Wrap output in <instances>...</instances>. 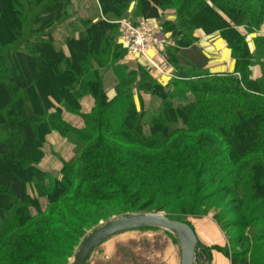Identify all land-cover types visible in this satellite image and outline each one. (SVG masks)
Here are the masks:
<instances>
[{"label": "trees", "instance_id": "trees-1", "mask_svg": "<svg viewBox=\"0 0 264 264\" xmlns=\"http://www.w3.org/2000/svg\"><path fill=\"white\" fill-rule=\"evenodd\" d=\"M76 1L0 0V264L59 258L61 239L79 231L70 222L84 230L109 221L103 210L113 202L137 213L170 207L167 217L193 228L178 214L215 183L238 204L241 216L229 225L264 236V223L256 224L264 222V36L253 39V51L247 40L264 25V0H94L87 15ZM166 9L175 10L163 23L175 44L165 47L174 76L164 85L140 62H124L117 21L158 19ZM196 30L220 34L233 72L204 70L210 58ZM111 66L112 98L104 86ZM149 100L158 103L154 112ZM52 132L75 146L54 175L39 165Z\"/></svg>", "mask_w": 264, "mask_h": 264}, {"label": "rangeland", "instance_id": "rangeland-1", "mask_svg": "<svg viewBox=\"0 0 264 264\" xmlns=\"http://www.w3.org/2000/svg\"><path fill=\"white\" fill-rule=\"evenodd\" d=\"M83 2L75 3L76 7L80 11V15H87L89 12L87 11L88 5H91L94 0H82ZM128 19L135 20L132 14L126 16ZM167 17L174 18L175 10L174 9H166L164 11V15L161 17L163 21L167 19ZM138 18L136 19V21ZM242 32H245L241 29ZM163 33H165L163 31ZM169 35L168 45H174L175 39L172 36L171 32H166ZM218 34V33H217ZM264 36V25L260 29V31L253 33ZM251 35V34H250ZM250 35L247 36V40L250 39ZM251 40V39H250ZM164 56L166 59V53L164 52ZM159 60H155V62L160 67L159 70L155 68L154 65L140 61L142 65H144L147 70L156 75V79L161 81V77L165 76L166 68L160 65L161 58L158 56ZM124 62L132 63L130 60H124ZM167 63V62H166ZM105 75V90L108 93L109 97L115 96L114 86L116 83V74L112 69V66L107 70H104ZM153 76V75H152ZM135 101L138 107L140 104V96L133 91ZM145 97L147 95H144ZM84 98H90L91 95H85ZM149 97V96H147ZM83 98V99H84ZM91 99V98H90ZM93 100V99H91ZM148 99H146L147 101ZM158 106V103L152 102L149 100L148 109L150 112H154ZM65 117L68 120V123L73 127L80 128L82 126V119L75 114H71L65 112ZM69 117V119H68ZM52 132L48 136V144L45 147V156L39 162V165L48 171L51 175L58 174L62 167V163L64 161H68L74 157V144L69 141L67 138H64L62 135L57 134L55 139L52 137ZM8 161H14V159H6ZM203 181L207 183V178H203ZM219 188V184H210L209 188L204 190V192H200L196 194L202 199L198 206L192 207L191 209H187L183 213H179L178 215H184L186 221L189 222L193 228L196 227V230L199 233H205L207 237L210 239H215L218 236L220 237L219 244L213 243L210 247H204L203 242L199 243L197 256L198 259L196 264H203L202 259H213V252H220L225 256V259H232V256L248 257L250 259L251 264H264V236L263 233L260 234L258 229L252 230L251 227L240 228L236 226H230L229 222L239 219L240 214L235 211L237 207V203H235L231 196L224 197V193H217V189ZM31 195L38 196L37 188L34 185H31L29 188ZM203 191V190H202ZM252 199V200H251ZM252 202H254V198H250ZM43 205H45L46 201L44 198L41 199ZM241 206V204H240ZM139 208V207H138ZM155 206H151L150 208L144 209L143 211L132 212V205H122L116 202L110 203L103 210V215L109 220L120 217L123 215H134V214H153L160 213L167 215L168 212L172 210L170 207L166 209H153ZM243 208V205H242ZM245 214V211H244ZM242 214V216L244 215ZM104 218V217H102ZM243 221H247L248 218H242ZM98 224L91 229H81L76 223L70 222L74 228H78L75 233H71L70 231L66 232L67 234L71 233L69 237L62 238L61 242L64 243L65 252L59 258H53L48 254H43L39 257V261L45 264H71L73 261L75 254L79 250L82 242L86 239V237L90 234L92 230L102 225V223L107 222L108 220H101ZM204 221H208V227L204 228L202 223ZM260 223H264L263 221L256 223L258 226ZM67 230V229H65ZM195 230V231H196ZM152 234H156L158 237L153 238ZM260 234V235H259ZM224 235V238H223ZM140 237L138 240H132L131 237ZM212 236V237H211ZM123 237V238H122ZM130 237V238H129ZM110 239H115V244L112 245L113 250H107L102 247V244H99L89 255L87 258L86 264H123L125 259L130 264H150L146 260L143 259H169L170 255H180V245L175 236L174 232H170L161 227L155 226H145L138 229H135L133 233L123 235L119 233ZM108 239V240H110ZM219 239V238H218ZM101 245V246H100ZM172 249V253L171 250ZM205 248V258L203 257V251L201 249ZM227 255H225V253ZM93 259L91 262L90 260ZM112 259H120L117 263ZM224 259V258H223ZM39 264V263H38Z\"/></svg>", "mask_w": 264, "mask_h": 264}, {"label": "crops", "instance_id": "crops-1", "mask_svg": "<svg viewBox=\"0 0 264 264\" xmlns=\"http://www.w3.org/2000/svg\"><path fill=\"white\" fill-rule=\"evenodd\" d=\"M195 36L198 37V41L196 42L197 45L204 50V53L207 54V56L210 58V61L208 65L204 68V70L210 71L212 73H230L233 72L235 69V60L232 58L231 55V50L228 48L226 41L220 36V34H213V35H206L203 33L202 30H196L195 31ZM259 36L258 34H251L249 41V47L253 51L254 50V43L253 39ZM126 60L132 61V63H139L137 60L129 59L128 55L125 58ZM141 63V62H140ZM252 73L254 77H258L260 75V69L258 67L252 69ZM153 77H156L152 73ZM171 79H169L166 75L161 77V83L164 85L167 84ZM115 90V89H114ZM143 97H145L143 95ZM146 99L147 96L145 97ZM92 104V100L90 98H84L83 99V105L85 109H88L90 105ZM69 119V117H68ZM83 123V122H82ZM58 133H53L52 137L55 139L56 135ZM50 138V136H49ZM204 228L208 227V221H204L202 223ZM194 226V224H193ZM138 229V228H136ZM135 229H130V230H125L121 231L119 233H122L124 236L130 233H133ZM196 230V227H194V231ZM116 233L107 239L103 240L100 244H102V247L105 249V251L112 249V245L115 244V239H110L111 237L119 234ZM199 243H202L204 247H210L212 246L213 243L219 244L220 242V237L218 236L215 239H210V237H207L205 233H199L198 230L195 231ZM158 237L156 234H152V237ZM153 237V238H155ZM212 237V236H211ZM123 238V237H122ZM130 238V237H129ZM140 237H134L132 236L131 239L134 241L138 240ZM219 238V239H218ZM224 238V235H223ZM110 239V240H108ZM101 246V245H100ZM172 253V249L169 248ZM203 251V257L205 258V248L201 249ZM214 256L213 259H202L203 264H233L232 259H225V256L221 254L220 252H213ZM224 258V259H223ZM93 259L90 260V262ZM114 260L115 263H117L120 259H112ZM126 262L123 264H130V262H127V260L122 259ZM149 262L150 264H181V253L178 257V255L173 254L172 256L170 255L169 259H143ZM198 259L195 260V264L197 263ZM93 264V263H91Z\"/></svg>", "mask_w": 264, "mask_h": 264}, {"label": "water", "instance_id": "water-1", "mask_svg": "<svg viewBox=\"0 0 264 264\" xmlns=\"http://www.w3.org/2000/svg\"><path fill=\"white\" fill-rule=\"evenodd\" d=\"M145 226L161 227L174 232L180 245L181 264H195L199 240L194 229L187 223L160 213L123 215L102 223L82 242L71 264H86L90 253L108 237L121 231Z\"/></svg>", "mask_w": 264, "mask_h": 264}, {"label": "built area", "instance_id": "built-area-1", "mask_svg": "<svg viewBox=\"0 0 264 264\" xmlns=\"http://www.w3.org/2000/svg\"><path fill=\"white\" fill-rule=\"evenodd\" d=\"M117 23L120 29L119 39L128 48V58L150 63L161 70L155 60L160 56V65L164 66L165 57L162 54L169 39L168 33H163L162 18H140L136 22L122 18ZM164 71L169 77L174 76L170 67Z\"/></svg>", "mask_w": 264, "mask_h": 264}]
</instances>
